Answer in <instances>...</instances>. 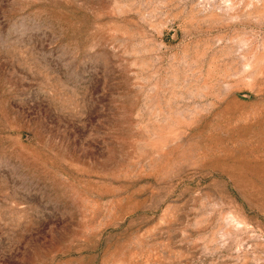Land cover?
<instances>
[{
  "label": "rangeland",
  "instance_id": "rangeland-1",
  "mask_svg": "<svg viewBox=\"0 0 264 264\" xmlns=\"http://www.w3.org/2000/svg\"><path fill=\"white\" fill-rule=\"evenodd\" d=\"M0 264H264V0H0Z\"/></svg>",
  "mask_w": 264,
  "mask_h": 264
}]
</instances>
